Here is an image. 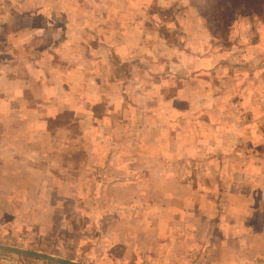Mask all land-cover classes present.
Here are the masks:
<instances>
[{"label": "crops", "instance_id": "crops-1", "mask_svg": "<svg viewBox=\"0 0 264 264\" xmlns=\"http://www.w3.org/2000/svg\"><path fill=\"white\" fill-rule=\"evenodd\" d=\"M176 2L0 0L1 240L84 217L123 264H264V124L199 119L254 109Z\"/></svg>", "mask_w": 264, "mask_h": 264}, {"label": "rangeland", "instance_id": "rangeland-1", "mask_svg": "<svg viewBox=\"0 0 264 264\" xmlns=\"http://www.w3.org/2000/svg\"><path fill=\"white\" fill-rule=\"evenodd\" d=\"M239 1L243 7L239 13H237L236 8L229 12L223 7L224 4L230 6V0H177L175 5L172 4V6L163 8V10L161 6H158V11H156L160 13V16L161 14L162 17L166 15L164 18L170 19L179 14L181 10L177 8L179 4L195 9L197 16L204 21L207 28L213 33V37L209 36L210 42L204 44L206 52H215L216 62L223 61L228 65L226 73L228 72L229 75L223 72L220 75L226 74V76L220 78L219 84L216 82L218 76H215V80H212L211 83L215 82L220 89L227 87L234 89L233 93H238V102L241 99V102L245 101L254 109V111L231 109V111H223L219 114L217 112V116L206 112L199 119L210 121L213 118L212 116H215L217 119L231 120L232 123L238 124L239 135H244V132H247L246 135L254 137L253 142L256 143L261 142L259 138L262 133L261 129L256 128V123L263 122L264 124V112H262L264 98L261 99V95L257 93L261 89L264 91V83L262 82L264 80V0H259L256 3L258 13L244 9V5L249 0ZM153 9H157V4L153 6ZM186 16L187 14H185ZM197 23V21H192L190 28L193 26L195 28ZM175 36V34H172L169 37L171 40L177 41ZM215 68L219 69V67ZM229 79L231 82L228 81ZM208 81L207 77L205 83ZM190 87L193 90L197 89L195 81L191 82ZM227 98L220 96L219 105L227 104L229 102ZM210 105L214 107L213 102H210ZM191 120H194L192 116ZM248 121L253 122L250 128L243 125ZM209 132L213 133V131ZM246 142L247 139L242 142L243 147L247 146ZM255 145L257 144L251 146ZM259 145L264 149V146H261L262 144ZM239 162L245 163V160L241 159ZM69 220L66 219L68 222ZM72 220L74 221L73 229L69 232L41 231L42 233L39 235L36 231L35 234L24 236L25 242L0 239V244L45 251L86 264H123L125 258L123 256L121 258V254L124 250L117 246L111 247L112 241L107 238L108 236L105 235L104 237L92 220L84 217ZM60 251H63L66 255L59 254ZM129 261L130 264H133V259ZM41 262H45V260L0 251V264H39Z\"/></svg>", "mask_w": 264, "mask_h": 264}, {"label": "water", "instance_id": "water-1", "mask_svg": "<svg viewBox=\"0 0 264 264\" xmlns=\"http://www.w3.org/2000/svg\"><path fill=\"white\" fill-rule=\"evenodd\" d=\"M0 251L24 255L28 257L37 258V259H42V260L54 262L57 264H86L83 262L70 260L60 255L48 253L45 251L27 249V248H22V247L13 246V245H7V244H0Z\"/></svg>", "mask_w": 264, "mask_h": 264}, {"label": "trees", "instance_id": "trees-1", "mask_svg": "<svg viewBox=\"0 0 264 264\" xmlns=\"http://www.w3.org/2000/svg\"><path fill=\"white\" fill-rule=\"evenodd\" d=\"M231 3H230V6L228 5H223V7L225 9H227L229 12L232 11L233 9H237V13L241 12V8L242 7V4L240 3L239 0H237V3H236V0H230ZM259 0H249L245 5H244V9L246 10H249V11H252L254 13H258V10H257V5L256 3L258 2ZM254 3V4H253ZM243 9V10H244ZM245 11V10H244Z\"/></svg>", "mask_w": 264, "mask_h": 264}, {"label": "built area", "instance_id": "built-area-1", "mask_svg": "<svg viewBox=\"0 0 264 264\" xmlns=\"http://www.w3.org/2000/svg\"><path fill=\"white\" fill-rule=\"evenodd\" d=\"M39 264H57V263H54V262H49V261H45V262H41Z\"/></svg>", "mask_w": 264, "mask_h": 264}]
</instances>
